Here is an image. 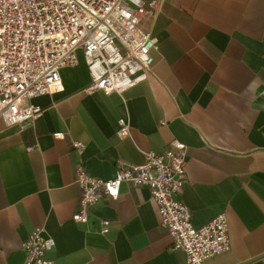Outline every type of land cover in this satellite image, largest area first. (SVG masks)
<instances>
[{"label":"crops","instance_id":"crops-1","mask_svg":"<svg viewBox=\"0 0 264 264\" xmlns=\"http://www.w3.org/2000/svg\"><path fill=\"white\" fill-rule=\"evenodd\" d=\"M144 2L140 29L158 45L145 81L105 96L71 75L64 91L31 101L42 109L35 122H0V264H24L22 244L42 225L54 264H186L146 188L123 183L119 201H102L87 224L71 219L78 166L109 180L118 162L141 165L172 140L187 148L181 199L193 225L220 213L228 221L230 249L204 264H264V0ZM101 219L111 221L105 235Z\"/></svg>","mask_w":264,"mask_h":264},{"label":"built area","instance_id":"built-area-1","mask_svg":"<svg viewBox=\"0 0 264 264\" xmlns=\"http://www.w3.org/2000/svg\"><path fill=\"white\" fill-rule=\"evenodd\" d=\"M156 4H150L151 11H156ZM146 15L144 0H0V122L8 128L35 122L42 109L31 101L64 91L71 75L85 76L82 92L105 96L122 94L145 81L158 47L156 38L140 29ZM118 126V136L128 137V125L121 120ZM53 136L60 139L63 134ZM72 147L83 156V142L73 141ZM186 152L185 144L172 140L161 153H145L141 165L118 162L109 180L92 177L78 166L73 180L80 197L71 219L87 224L102 201H119L125 183L148 190L159 225L171 238L173 250L185 254L186 264H204L227 252L226 214L196 227L181 199ZM100 223V234H107L111 221ZM54 246L45 227H36L22 244L24 264H54L47 258Z\"/></svg>","mask_w":264,"mask_h":264}]
</instances>
